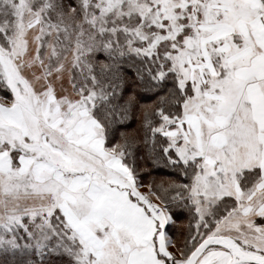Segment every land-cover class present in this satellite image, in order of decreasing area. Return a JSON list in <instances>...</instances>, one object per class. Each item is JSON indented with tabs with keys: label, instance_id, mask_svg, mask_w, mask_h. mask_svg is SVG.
I'll list each match as a JSON object with an SVG mask.
<instances>
[{
	"label": "rangeland",
	"instance_id": "obj_1",
	"mask_svg": "<svg viewBox=\"0 0 264 264\" xmlns=\"http://www.w3.org/2000/svg\"><path fill=\"white\" fill-rule=\"evenodd\" d=\"M63 1L0 3V80L10 95L0 96V248L31 247L40 256L65 255L78 264H125V248H120L106 229L93 224L89 232L83 222L67 214L72 198H64V186L56 181L60 174L41 173L52 168L45 163L55 161L52 148L65 150L61 143L60 147L55 144V135H65L75 120L81 119L80 113L87 121L84 126L91 128L90 109L96 98L91 85L95 78L89 77L94 69L91 60L98 53L115 51L169 62L190 95L183 103L182 116L164 131L170 137L178 133L175 144L183 141L185 111L205 110L209 103L205 92L208 86L210 91L214 89L199 83L200 70L209 63L207 55L213 64L218 63L216 49L230 41L214 40L230 30L225 24L208 21L214 14L213 5L222 0H70L68 12ZM6 3L11 12L2 13ZM215 15L222 16L220 12ZM216 28V33L209 31ZM81 65L89 84L85 90L76 88L72 81L73 68ZM223 74L221 79L227 80L229 71ZM231 88L230 100L212 103L218 111L239 113L227 133L231 151L219 152L217 162L188 160L197 163L190 195L199 223L204 217L218 216L217 222L210 224L209 235L240 237L246 242L243 248L264 254V158L256 139L257 127L245 119L246 104L236 110L240 90L233 85ZM58 128L59 134L54 132ZM93 132L102 139L98 128ZM88 135L79 140L89 139ZM23 157L24 167L18 163ZM29 157L40 163L28 172ZM123 169L133 187L160 203L167 216L163 222L166 228L172 221L166 206L147 188L137 187ZM234 189H240L241 196H236ZM204 233L200 231L199 238ZM190 243H180L178 248L169 237L168 249L161 256L172 264H184Z\"/></svg>",
	"mask_w": 264,
	"mask_h": 264
},
{
	"label": "crops",
	"instance_id": "obj_2",
	"mask_svg": "<svg viewBox=\"0 0 264 264\" xmlns=\"http://www.w3.org/2000/svg\"><path fill=\"white\" fill-rule=\"evenodd\" d=\"M220 3L213 5L214 14L208 17V21L213 25L225 24L230 30L216 38L215 42H230L216 49L220 57L218 63L213 64L211 55H207L209 57L206 61L209 63H205L200 70L201 78L197 79L199 83L203 86L210 84L214 89L210 91L211 87L208 86L205 92V98L209 101L205 110L185 111L183 122L186 125V137L176 142L177 153L183 161L195 158L211 161L217 158L219 152L225 151L227 154L231 151L232 141L227 133L233 129L234 118L239 113L235 115L218 111L212 103L230 100L232 85L240 90L236 110L246 104L245 119L247 124L251 122L257 127L256 139L261 145L264 158V2L222 0ZM216 12L222 16L215 15ZM217 30L209 31L216 33ZM214 61L217 62L216 58ZM225 70L229 71L227 80L221 79ZM224 83L230 86L220 85ZM78 117L81 119L75 120L77 122L74 127L65 135H55V144L65 147V150L52 148L56 154L55 161L45 162L52 168L41 173L46 172L48 176L60 174V177L55 178L64 186L61 192L64 198H72L70 207L67 205V214L74 221L83 222L89 232L93 224L99 229H106L117 245L125 248V264H167L161 258V253L168 249L169 237L163 225L167 220L166 214L163 212L156 215L139 201L134 187L127 180L121 161L112 158L106 151L103 139L98 140L94 135L96 127L93 121L89 119V129L84 126L87 123L85 116L80 113ZM60 131L58 128L54 132L59 134ZM87 134L89 139L79 140ZM177 137V132L171 136L173 140ZM238 150L241 151L240 146ZM29 158L28 172L40 163L39 160ZM25 161L23 157L18 163L24 167ZM234 192L236 196H241L240 189H234ZM64 203L67 204V201ZM221 235L235 237L242 246L246 245L240 237L227 233ZM231 261L229 251L212 247L197 264H230Z\"/></svg>",
	"mask_w": 264,
	"mask_h": 264
},
{
	"label": "trees",
	"instance_id": "obj_3",
	"mask_svg": "<svg viewBox=\"0 0 264 264\" xmlns=\"http://www.w3.org/2000/svg\"><path fill=\"white\" fill-rule=\"evenodd\" d=\"M69 4L70 0L62 2L66 12ZM1 12H11L8 3L4 4ZM91 62H94V69L89 77L95 78L91 85L96 98L90 109V118L103 133L106 151L112 158L120 159L137 187L147 188L166 206L172 221L165 232L175 247L191 242L185 255L188 257L210 236L213 228L210 224L217 222L218 218L213 214L199 223L196 205L190 195L197 163L195 160H181L177 145L164 131V128L174 126L182 116L183 103L190 91L181 87L179 76L171 70L169 62L156 56L141 57L111 51L94 55ZM82 69V65L81 68H73L72 81L76 88L85 90L89 84L87 72L82 75ZM0 96L10 98L1 80ZM204 230V235L199 238V232ZM0 264L78 263L65 255L40 256L31 247H2Z\"/></svg>",
	"mask_w": 264,
	"mask_h": 264
},
{
	"label": "water",
	"instance_id": "obj_4",
	"mask_svg": "<svg viewBox=\"0 0 264 264\" xmlns=\"http://www.w3.org/2000/svg\"><path fill=\"white\" fill-rule=\"evenodd\" d=\"M212 247L224 248L232 255L230 264H264V254L250 252L232 236L213 234L205 238L185 259L184 264H197L202 255Z\"/></svg>",
	"mask_w": 264,
	"mask_h": 264
},
{
	"label": "built area",
	"instance_id": "obj_5",
	"mask_svg": "<svg viewBox=\"0 0 264 264\" xmlns=\"http://www.w3.org/2000/svg\"><path fill=\"white\" fill-rule=\"evenodd\" d=\"M138 195H139L141 202L146 207L151 209L153 213L157 215L162 213V208H161L160 203L157 200H155L151 195L144 193V192H140Z\"/></svg>",
	"mask_w": 264,
	"mask_h": 264
}]
</instances>
